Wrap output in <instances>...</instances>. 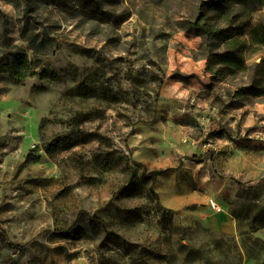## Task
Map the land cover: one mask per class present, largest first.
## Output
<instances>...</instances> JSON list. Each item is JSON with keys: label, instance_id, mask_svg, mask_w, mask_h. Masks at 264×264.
Masks as SVG:
<instances>
[{"label": "rangeland", "instance_id": "obj_1", "mask_svg": "<svg viewBox=\"0 0 264 264\" xmlns=\"http://www.w3.org/2000/svg\"><path fill=\"white\" fill-rule=\"evenodd\" d=\"M200 1L0 0L48 73L0 75V264H264V96L205 71Z\"/></svg>", "mask_w": 264, "mask_h": 264}, {"label": "trees", "instance_id": "obj_2", "mask_svg": "<svg viewBox=\"0 0 264 264\" xmlns=\"http://www.w3.org/2000/svg\"><path fill=\"white\" fill-rule=\"evenodd\" d=\"M5 1L15 7H19L20 2L23 1L22 9L26 13L33 12L40 3L57 4L59 2V0ZM99 1L97 0V2ZM260 10L263 12L251 25L255 12ZM115 16L116 24H121L129 17V14L122 12ZM182 28L187 32L193 31L201 37L205 71L220 80L227 81L233 88V95L242 97L264 96V0H201L198 3L196 15L191 20L185 21ZM29 42L32 47L35 44L43 45L41 41L37 43L32 36ZM254 55H258L260 59L258 61L252 59ZM0 75L14 83H19L34 75L39 77L48 75L38 58H29L23 50L13 43L9 35L7 16L1 9ZM46 152L48 154L52 152L50 146L47 147ZM131 162L141 168L142 176L152 175L150 192L155 196L157 204L161 206L152 185L155 177L163 170L147 171L143 164L132 161L130 158L125 159L127 166ZM133 171L130 168L128 180L133 176ZM236 183L247 190L255 188V185L245 186L238 181ZM230 213L234 216L232 209ZM90 217L95 219L94 214ZM76 224V222L72 223V228Z\"/></svg>", "mask_w": 264, "mask_h": 264}, {"label": "built area", "instance_id": "obj_3", "mask_svg": "<svg viewBox=\"0 0 264 264\" xmlns=\"http://www.w3.org/2000/svg\"><path fill=\"white\" fill-rule=\"evenodd\" d=\"M209 204H210V206L213 208V209H215V210H217V211H219L221 208H220V206H218L213 200H209Z\"/></svg>", "mask_w": 264, "mask_h": 264}, {"label": "water", "instance_id": "obj_4", "mask_svg": "<svg viewBox=\"0 0 264 264\" xmlns=\"http://www.w3.org/2000/svg\"><path fill=\"white\" fill-rule=\"evenodd\" d=\"M254 236L258 237V238H261V239H264V236L262 235V233L260 231L254 232Z\"/></svg>", "mask_w": 264, "mask_h": 264}]
</instances>
